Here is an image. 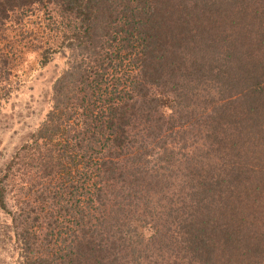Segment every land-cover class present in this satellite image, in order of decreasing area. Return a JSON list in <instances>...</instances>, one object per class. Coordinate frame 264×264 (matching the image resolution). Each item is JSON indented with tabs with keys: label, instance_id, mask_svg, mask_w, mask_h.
Returning a JSON list of instances; mask_svg holds the SVG:
<instances>
[{
	"label": "trees",
	"instance_id": "1",
	"mask_svg": "<svg viewBox=\"0 0 264 264\" xmlns=\"http://www.w3.org/2000/svg\"><path fill=\"white\" fill-rule=\"evenodd\" d=\"M187 1L197 6L202 0ZM207 8L203 6L202 15ZM157 18L153 0H0V113L23 84L20 73L28 55L35 54L43 68L54 56L70 54L68 67L53 86L46 119L0 170V209L5 212H10L7 180L21 156L46 159L47 168L42 169L37 158L34 163L37 171H44V180L54 172L67 176H62L63 192H55V198L62 201L55 221L48 223L46 216L35 219L41 221L38 229L32 225L18 234L24 258L33 260L30 264H113L109 257L121 259L117 257L120 252L113 255V251L124 253L138 244L133 236L136 224L143 225L151 216L160 220L167 202L169 210L183 213L182 202L174 203L172 193L152 199L165 192L169 180L178 182L175 185L188 199L214 186L215 170L209 166L196 163L181 172L179 162L174 161L176 148L168 147L166 140L190 126L183 117H175L182 104L173 105L168 97L192 101V92L202 91L206 97L202 103H214L220 76L212 68L204 71L207 65L199 68L192 58L196 52L208 55L203 49L209 43L206 39L196 42L195 49L184 50L179 62H165L170 44L156 35L163 27ZM175 25L172 30L177 36L183 34ZM251 30L246 29L247 42ZM243 37L237 32L230 40L238 42ZM187 57L193 60L190 64ZM167 82L172 88L159 91ZM199 200L196 206L202 204L203 199ZM124 207L142 218L128 220ZM32 210L22 209L23 223L31 218ZM55 222L58 226L46 233L45 224ZM156 236L165 239L160 249L178 252L177 240L168 232ZM142 237L139 243L144 244ZM238 249L235 245L230 251ZM105 258L109 259L104 263Z\"/></svg>",
	"mask_w": 264,
	"mask_h": 264
},
{
	"label": "rangeland",
	"instance_id": "2",
	"mask_svg": "<svg viewBox=\"0 0 264 264\" xmlns=\"http://www.w3.org/2000/svg\"><path fill=\"white\" fill-rule=\"evenodd\" d=\"M205 1H199L196 6L187 0H153V12L163 26L156 35L170 44L165 62H179L184 50L195 49L196 42L204 43L206 39L205 43H209L203 49L209 52L208 55L207 52H196L192 58L199 68L207 65L204 71L209 72L212 68L220 76L214 103L203 104L206 97L202 96V91L192 92V101L180 102L176 95L168 97L169 103L182 104L176 109L175 117H183L190 126L166 140L168 147L176 148L174 161L179 162L177 168L179 166L181 172L196 163L209 166L215 170L214 177L210 176L214 179V186L208 189V193L200 195L197 191L199 196L188 199L181 187L175 185L178 182L169 180L165 192L152 199L160 200L172 193L174 203L176 200L182 202L183 213L176 214L177 208L169 210L167 202L165 215L161 214L160 220L151 216L143 225L136 224L133 236L138 244L134 249L124 253L122 250L113 251V255L120 252L117 254L120 261H112L111 256L105 258L104 263L109 259L113 264H264V124L261 123L264 117V34L260 35V31L264 33V0ZM205 5L209 11L202 15ZM195 7H199L196 14ZM176 21L182 24L175 25ZM173 24L183 34L177 36L172 30ZM250 28L248 43L246 29ZM237 32L245 37L233 42L230 39ZM69 55L54 56L53 61L43 68L38 65L35 54L27 56V63L22 68L24 76L20 73L23 84L1 108L0 170L18 149L30 141L46 119L52 108L53 86L68 67ZM187 60V64L193 61L188 57ZM256 77L262 79L256 81ZM168 87L172 88L167 82L166 87L162 85L158 90L167 91ZM35 158L42 164V169L49 167L44 157L21 156L7 180L10 212L0 209V264L33 262L24 258L18 234L32 225L34 230L38 229L41 221L35 219L46 216L48 223L54 222L58 217L59 203L62 205V201L55 198V192H63L62 176H67L54 172L52 178L44 180V171H37ZM199 199H203L202 204L196 206ZM31 208L34 213L30 212L31 218L23 223L22 209L29 211ZM124 209V217L128 220L137 216L142 218L131 208ZM16 218L21 223L16 222ZM57 226L56 222L48 227L45 224L46 233ZM167 232L176 238L174 247H178V252H165L159 248L161 243L165 244V239L156 234L162 236ZM139 235H143L144 244L139 243ZM235 245L238 251H230Z\"/></svg>",
	"mask_w": 264,
	"mask_h": 264
}]
</instances>
